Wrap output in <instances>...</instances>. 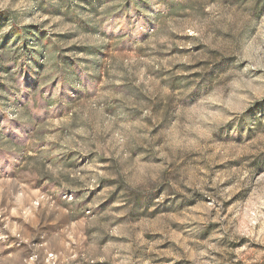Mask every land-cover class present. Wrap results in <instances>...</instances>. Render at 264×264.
Returning <instances> with one entry per match:
<instances>
[{
  "label": "rangeland",
  "instance_id": "rangeland-1",
  "mask_svg": "<svg viewBox=\"0 0 264 264\" xmlns=\"http://www.w3.org/2000/svg\"><path fill=\"white\" fill-rule=\"evenodd\" d=\"M35 7L0 0V264H264V0Z\"/></svg>",
  "mask_w": 264,
  "mask_h": 264
},
{
  "label": "clouds",
  "instance_id": "clouds-1",
  "mask_svg": "<svg viewBox=\"0 0 264 264\" xmlns=\"http://www.w3.org/2000/svg\"><path fill=\"white\" fill-rule=\"evenodd\" d=\"M48 2L51 3V0H48ZM3 6L4 7H9L10 5L8 3H4ZM34 11H35V18H34V20L35 19H38V20H41L42 21L44 19H47L46 16H44V15L41 14V10H40V0H36V7H35ZM72 86H74V85H72ZM67 89H68V85H65L64 91H67ZM56 94H58V93H56ZM18 115H19V111H17L15 115H13L11 113V111H10V116H11L12 119H16ZM0 238H2V237H0Z\"/></svg>",
  "mask_w": 264,
  "mask_h": 264
}]
</instances>
